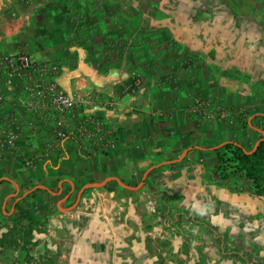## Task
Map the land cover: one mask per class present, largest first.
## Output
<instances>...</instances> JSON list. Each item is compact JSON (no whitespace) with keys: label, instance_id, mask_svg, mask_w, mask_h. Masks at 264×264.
Returning <instances> with one entry per match:
<instances>
[{"label":"rangeland","instance_id":"1","mask_svg":"<svg viewBox=\"0 0 264 264\" xmlns=\"http://www.w3.org/2000/svg\"><path fill=\"white\" fill-rule=\"evenodd\" d=\"M108 13L120 29L155 30L167 48L159 78L198 85L192 105L206 123L229 128L207 147L230 139L251 153L264 139L249 127L264 112V0H120ZM251 124L264 131V120ZM217 166V154L205 152L156 171L138 192L113 183L114 197L91 195L80 219L44 220L35 203L9 214L2 190L0 264H264V194Z\"/></svg>","mask_w":264,"mask_h":264},{"label":"crops","instance_id":"2","mask_svg":"<svg viewBox=\"0 0 264 264\" xmlns=\"http://www.w3.org/2000/svg\"><path fill=\"white\" fill-rule=\"evenodd\" d=\"M72 1L74 7L67 10L62 0H0V53L26 52L39 62L57 63L60 86L81 101L84 110L105 120L118 138V147L109 154L95 153L74 138L58 139L55 125L42 123L50 121V114L45 120L32 116L17 101L19 82L7 86L0 78L4 100L0 116L10 120L6 142L12 144L0 147L4 210L11 203L9 214L24 213L35 203L44 220L80 219L91 195L114 197L118 191L113 183L121 186L117 179L134 188L123 189L138 192L156 171L194 160L199 153L215 152L210 149L223 143L239 144L245 150L243 143L230 139L207 147L228 136L229 128L225 125L223 132L222 122L206 123L192 105L199 97L198 85L157 76L155 68L164 66L160 57L167 48L155 44L154 29L136 32L112 24L108 6L112 3L118 10L120 0ZM5 3L16 12L14 17L2 11ZM136 77L142 85L131 89ZM101 97L111 98L114 108L101 107ZM260 119L264 120V112L252 114L249 127L263 135V124L261 128L251 124ZM3 129L0 125V138ZM139 178L140 183L132 186ZM50 199H56V205ZM108 206L102 207L106 217Z\"/></svg>","mask_w":264,"mask_h":264},{"label":"built area","instance_id":"3","mask_svg":"<svg viewBox=\"0 0 264 264\" xmlns=\"http://www.w3.org/2000/svg\"><path fill=\"white\" fill-rule=\"evenodd\" d=\"M18 2L25 3L27 0ZM2 9L9 17L16 15L6 3L2 5ZM2 19L3 16L0 15V20ZM59 74L60 67L57 63L39 62L29 53L13 50L0 53V78L7 86H14L19 82L20 94L17 101L32 116L41 115L45 120L46 114H50V121L42 123L55 125L58 139L74 138L89 152L109 154L116 150L118 138L113 130L100 115L84 110L81 101L60 86ZM3 101L0 95V108ZM99 101L103 108H114L111 98L101 97ZM42 112H46L45 115ZM0 125L4 127L2 135L5 136L0 138V147H11L12 144L6 142V136L10 135V120L0 116ZM3 150L0 149V156Z\"/></svg>","mask_w":264,"mask_h":264},{"label":"trees","instance_id":"4","mask_svg":"<svg viewBox=\"0 0 264 264\" xmlns=\"http://www.w3.org/2000/svg\"><path fill=\"white\" fill-rule=\"evenodd\" d=\"M217 173L227 178L239 175L251 183L254 192L264 194V142L253 154H248L239 144L229 143L216 150Z\"/></svg>","mask_w":264,"mask_h":264},{"label":"water","instance_id":"5","mask_svg":"<svg viewBox=\"0 0 264 264\" xmlns=\"http://www.w3.org/2000/svg\"><path fill=\"white\" fill-rule=\"evenodd\" d=\"M261 132H262V131H261ZM262 134L264 135V132H262ZM263 142H264V139L256 145L255 149H254L251 153H248V154H253V153L257 150V148H258ZM229 143H231V142L223 143V144H221V145H219V146H217V147H215V148H212V149H210V150H211V151L219 150V149L223 148L226 144H229ZM183 155H186V153L183 154ZM158 167H159V166H156V168H158ZM152 170H153V169L148 170V171L144 174V176H143V178H142L141 186L143 185L144 180L147 178L148 174H149ZM117 181H118V182L121 184V186H123L124 188L134 189V188H131V187H128V186L122 184L121 181L118 180V179H117Z\"/></svg>","mask_w":264,"mask_h":264}]
</instances>
